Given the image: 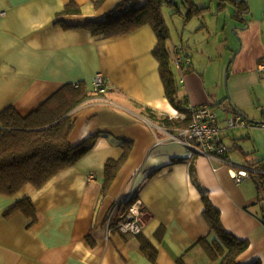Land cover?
Returning a JSON list of instances; mask_svg holds the SVG:
<instances>
[{
    "label": "crops",
    "instance_id": "1",
    "mask_svg": "<svg viewBox=\"0 0 264 264\" xmlns=\"http://www.w3.org/2000/svg\"><path fill=\"white\" fill-rule=\"evenodd\" d=\"M72 1L81 12L63 13ZM123 1L96 5L95 0H0V113L13 106L27 115L63 85L83 83L95 95L73 110L70 141L76 146L96 136L84 155L43 186L29 183L14 195L0 193V264H177L180 258L185 264H215L198 243L214 238L204 215L203 194L220 211L225 229L247 240L249 246L237 261L264 264L263 203L256 183L263 174L249 176L253 182L249 177L235 180L236 167L264 172V159L248 158L250 151L234 141L233 148L239 147L245 158L232 156L229 145L230 162L224 164L189 147L178 137L179 129L147 115V108L157 118H174L172 109L178 111L166 96L154 54V28L144 24L106 38L85 26L89 20L104 19ZM177 50L192 63L188 72L180 69L179 93L187 98L186 105L246 112L244 107L252 103L253 72H236L230 78L231 103L206 70L195 67L188 52L179 46ZM258 65L264 67L263 62ZM97 73L107 82L103 93L95 91ZM227 119L222 124L218 114L225 143L235 128ZM111 159L121 163L103 191L105 166ZM24 200L32 204L27 211L14 209ZM133 202L145 211L139 235L115 228L119 210L125 212ZM143 238L156 249L155 261L141 247Z\"/></svg>",
    "mask_w": 264,
    "mask_h": 264
},
{
    "label": "trees",
    "instance_id": "2",
    "mask_svg": "<svg viewBox=\"0 0 264 264\" xmlns=\"http://www.w3.org/2000/svg\"><path fill=\"white\" fill-rule=\"evenodd\" d=\"M104 1L95 0V3L100 5ZM237 1L239 0H235V2ZM184 2V5L191 6L185 14L186 16L184 15L185 19L198 15L209 7L194 5L190 0H184ZM242 3L244 5L242 10L246 11L248 5L245 1ZM165 5L173 7V14H182L178 2L175 3L174 0H144L142 3L140 0H124L109 11L104 19L89 20L85 26L90 27L95 34L103 35L106 38L128 34L144 24H150L154 28L158 35V44L154 49V54L159 61L166 96L179 112L186 114V117L171 118L167 115L157 118V114L152 108H147L145 111L151 119L159 121L167 128H177L180 131L189 126L188 107L190 104L186 105L187 98L180 96L179 81L175 79L171 70L170 54L164 35V30L167 27L162 7ZM80 12V5L73 1L68 3L63 11L65 14ZM177 51H175V56ZM191 67L189 56H184V62L181 68H178L188 72ZM92 94L95 95L94 92L87 91L83 83H79L78 87L69 83L63 85L27 115L21 114L13 106L0 113V193L14 195L29 183L41 187L57 173L72 166L92 147L96 136H92L76 146H73L70 141V135L75 126L73 110ZM124 146L125 155H127L128 143H125ZM120 163L121 159L107 161L103 191L110 186ZM191 172L193 179L198 184L194 166L191 167ZM256 183L260 194L259 200L263 203L262 219L264 222L262 191L264 174ZM199 187L203 191L202 187ZM203 200L205 203L204 215L214 238L209 240L208 237H204L198 243L215 264H240L237 258L248 248L247 240L241 239L225 229L221 222V213L214 207L208 195L203 194ZM30 205H32L30 200H24L19 202L14 209L27 211ZM141 247L155 261L156 249L144 238ZM177 264H185V262L180 258ZM252 264L262 263L255 261Z\"/></svg>",
    "mask_w": 264,
    "mask_h": 264
},
{
    "label": "rangeland",
    "instance_id": "3",
    "mask_svg": "<svg viewBox=\"0 0 264 264\" xmlns=\"http://www.w3.org/2000/svg\"><path fill=\"white\" fill-rule=\"evenodd\" d=\"M190 1L197 6L209 7L188 19L184 15L191 6L184 5V0H174L178 2L182 14H173V7L168 5L162 7L167 27L164 35L173 75L179 81L180 69L175 63V51L179 46L183 52L190 54L198 70H206L208 79L231 102L230 78L236 72H239L237 75L253 72V75L249 74L252 103L244 107L245 113L238 110L249 124L230 129L226 144L233 148L234 141L241 142L250 151L248 158L264 159V68H258L259 63H264V0ZM242 1L248 5L246 11L242 10ZM241 95L245 98V91ZM215 109L222 124H225L226 117L234 115L232 110ZM238 153L245 158L239 147L230 152L232 156H238ZM248 179L254 181L253 177Z\"/></svg>",
    "mask_w": 264,
    "mask_h": 264
},
{
    "label": "built area",
    "instance_id": "4",
    "mask_svg": "<svg viewBox=\"0 0 264 264\" xmlns=\"http://www.w3.org/2000/svg\"><path fill=\"white\" fill-rule=\"evenodd\" d=\"M2 14L3 13L0 12V16ZM175 62L177 66L181 68L184 62V56L177 52ZM93 84L97 93H103L107 89V82L102 73H97L95 75ZM74 85L78 87L79 83H75ZM188 109L190 116L189 126L180 130L178 137L183 139V141L189 147L197 151V153L228 164L230 162L229 152L231 148L222 139L223 129L214 107L208 104H190ZM176 117L185 118L186 114L178 111ZM227 122L229 127L249 124L240 113H234L233 116L228 117ZM252 174H264V172L254 167L235 168V180L237 182L245 180ZM120 204L121 203L118 204V207L121 206ZM119 209L121 208L119 207ZM144 215L145 211L143 207H141L139 203L133 202L126 207L125 212L121 213V210H119L120 219L115 224V228L123 233L138 235L143 230Z\"/></svg>",
    "mask_w": 264,
    "mask_h": 264
},
{
    "label": "bare ground",
    "instance_id": "5",
    "mask_svg": "<svg viewBox=\"0 0 264 264\" xmlns=\"http://www.w3.org/2000/svg\"><path fill=\"white\" fill-rule=\"evenodd\" d=\"M173 110V115H177L178 114V111L177 110H175V109H172Z\"/></svg>",
    "mask_w": 264,
    "mask_h": 264
},
{
    "label": "water",
    "instance_id": "6",
    "mask_svg": "<svg viewBox=\"0 0 264 264\" xmlns=\"http://www.w3.org/2000/svg\"><path fill=\"white\" fill-rule=\"evenodd\" d=\"M244 118H245V117H244ZM262 191H263V195H264V187H263Z\"/></svg>",
    "mask_w": 264,
    "mask_h": 264
}]
</instances>
